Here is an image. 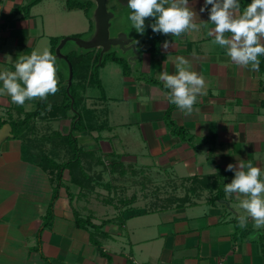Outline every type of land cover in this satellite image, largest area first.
Here are the masks:
<instances>
[{
  "label": "crops",
  "instance_id": "obj_1",
  "mask_svg": "<svg viewBox=\"0 0 264 264\" xmlns=\"http://www.w3.org/2000/svg\"><path fill=\"white\" fill-rule=\"evenodd\" d=\"M35 1L0 0V71H14L21 55L45 48L53 53V38L93 30L76 25L74 10L58 13L56 0ZM188 5L197 14L198 31L162 34L157 52L141 51L137 73L125 74L122 64L108 60L99 69L100 95L88 91L92 83L79 88L77 111L84 128L74 136L80 165L64 170L53 215L48 210L58 171L46 168L42 156L57 163L74 158L68 134L77 111L39 115L21 136L0 143V264H264V227L255 228L249 218L241 229L237 217L246 215L239 207L244 197L224 192L234 178L225 171L230 163L250 160L264 180V72L261 66L258 72L241 68L212 43L207 31L214 25L207 11L200 12L204 0H188ZM165 40H173L174 48L164 51ZM177 56L187 58L205 79V94L197 97L191 115L168 102L169 90L158 79L164 70L175 73ZM56 64L59 91L48 100L52 112L66 100L68 66L58 58ZM39 100L17 105L0 93V120L24 119ZM105 156L119 163L114 177L160 171L190 186L178 204L149 210L146 195L133 201L143 191L121 185L114 192L133 194L131 202L112 216L100 215L109 208L96 197L106 178L97 162ZM77 214L101 226L100 246L92 226L77 225Z\"/></svg>",
  "mask_w": 264,
  "mask_h": 264
},
{
  "label": "clouds",
  "instance_id": "obj_2",
  "mask_svg": "<svg viewBox=\"0 0 264 264\" xmlns=\"http://www.w3.org/2000/svg\"><path fill=\"white\" fill-rule=\"evenodd\" d=\"M127 7L131 10L128 20L132 28L141 35L145 32L148 18L154 19L150 25L152 32L165 36L180 37L189 31L199 30L195 23L197 14L189 7L188 0H128ZM205 11L209 15L208 23L214 25L207 31L209 37H214L212 43L224 49L236 65L258 72L259 57L264 56V44L260 42L264 37V0H251L243 11L240 0H204L200 12ZM226 33L230 35L226 36ZM162 48L164 51L174 48V41L165 40ZM174 65V74L164 70L158 74V79L169 90L166 93L168 102L185 115H191L197 97L205 94V79L192 70L190 61L184 56L175 57ZM57 71L56 57L48 48L21 55L14 71H0V82L3 83L0 93L6 92L12 103L17 105L37 98L46 100L59 91ZM225 171L234 172V178L225 184L224 192L244 197L239 207L246 215L237 217L238 226L245 229L251 218L255 228L264 227L261 169L249 160L246 164L243 161L238 165L230 163Z\"/></svg>",
  "mask_w": 264,
  "mask_h": 264
},
{
  "label": "trees",
  "instance_id": "obj_3",
  "mask_svg": "<svg viewBox=\"0 0 264 264\" xmlns=\"http://www.w3.org/2000/svg\"><path fill=\"white\" fill-rule=\"evenodd\" d=\"M37 1V0H36ZM35 1V2H36ZM67 2V9L69 10H76V9H82L85 10L86 14L88 16H91V11L93 10V7L95 6L94 0H87V1H76V0H66ZM251 0H240L241 8L242 10L247 6V4H250ZM32 5L29 4L27 8ZM93 21V20H92ZM154 22L153 18H148L145 21L146 24V29L143 34V36H140L137 42L138 49L140 51H149L152 53H155L159 50L160 47V42H161V36L162 34H157L153 33L151 30L150 25ZM93 26V25H92ZM93 29V27H92ZM78 36V35H77ZM61 40V37H56L52 39L53 42V53L56 50L57 45L59 44ZM52 53V54H53ZM69 59L73 63L74 67V79H73V84L70 88V94L68 93L67 90V85L64 86L65 89V95H66V100L61 106H56L53 110L49 108L48 100L51 95L47 97L46 100H39L38 107L35 111L31 112L30 114L26 115L24 119L20 120H10V123L13 127V136L14 137H19L22 135L24 132L25 128H30L31 127V121L42 114L48 113V116H60V117H65L67 115V112L73 107L76 111L78 109V104L82 100V97H79V88H85L88 83L96 84L99 87H101V80L99 77V69L101 65H104L108 60H114L120 64L123 65L125 74H129L131 71V66L127 61L126 57L119 56L116 52L109 53L105 55L104 60L101 65H98L99 57H100V49H94V50H89V51H72L67 54ZM260 66L262 71L264 72V56H260ZM78 80L75 82L74 80ZM151 82H156L155 79L150 78L149 79ZM72 97L74 98V103L72 104ZM170 111H168L169 113ZM167 113V114H168ZM73 125L70 134H68V139L72 141L74 144V151L75 155L72 160H69L67 162L63 163H57L54 160H52L49 156H46L43 154L42 156V163L43 165L48 168V167H54L58 171V185L55 189L53 198L50 202V207L48 210L49 215H53V208L55 201L57 200L59 196V188L61 186L62 182V176L64 170L70 166V164H75V165H80V157H79V148L77 146V139L74 136L75 132L78 130H81L84 128L83 122H84V117L83 114L80 111H77L75 113L74 118H73ZM8 120L2 121L0 120V125H4L7 123ZM91 217L88 218H83L80 215H76V222L79 227L82 228H88L89 226H92L96 230L91 231V234L93 235V241L97 245H101V242L97 240L96 236L99 233V230L101 226L96 225L92 222ZM89 229V228H88ZM104 233V232H102Z\"/></svg>",
  "mask_w": 264,
  "mask_h": 264
},
{
  "label": "rangeland",
  "instance_id": "obj_4",
  "mask_svg": "<svg viewBox=\"0 0 264 264\" xmlns=\"http://www.w3.org/2000/svg\"><path fill=\"white\" fill-rule=\"evenodd\" d=\"M58 2L57 7L58 13H66L67 10V2L66 0H56ZM78 1V0H76ZM79 1H87V0H79ZM66 11V12H65ZM75 13H70L73 15V20L75 21L78 17L79 21L76 22V25L82 26L86 28L87 25H93V19L92 16H88L85 12V10H80L76 9L74 10ZM91 11V15H92ZM131 10L129 9L126 10V17L127 20L125 21V25L129 28L131 26V22L128 20V16L130 15ZM68 15V14H67ZM129 22V23H128ZM62 23V20L59 21V24ZM94 26V25H93ZM88 27V26H87ZM132 27V26H131ZM134 30L136 35L143 36L135 31V29L130 28ZM90 33H80L78 36L81 37H87L89 36ZM72 35V34H69ZM77 35V34H73ZM68 36V34L64 35ZM63 37H61L62 39ZM71 48H75L78 51H83L82 48H79L74 42L70 41L67 43V45L64 48V52L70 50ZM75 82L77 81L76 79L74 80ZM89 86V85H88ZM87 86V87H88ZM83 91V90H82ZM88 91L90 93H96V95H100V92L102 91L99 89V87L95 84H91L88 87ZM111 91V90H110ZM80 92V91H79ZM103 92V91H102ZM117 149V148H116ZM99 162V163H98ZM97 165H99V171L101 174H104L106 178H104V183L101 181V185H104L103 190L101 193L96 195L100 199L101 203H105L109 208H103L99 214L103 215L106 214L108 216H112L114 213L116 214L119 211V208L123 206L124 202H129L131 198L134 196L133 194H125V192H122L121 194L115 193L114 190L116 191L120 186H125L126 189L131 188L133 189H138V191H143L144 193H137L133 197V201L137 199V197L141 196L145 198V195L147 198H149V210H156L160 207L167 206V205H173V204H178L179 199L184 196L186 190H188L187 186H190L189 184H182L181 182L179 183L178 181L175 180V177L171 175H166V174H161L160 171H158L154 174H117V177H114V169L115 166L119 165V163H115V159L113 158H108L105 156L104 159L101 161H98ZM113 180H116L117 182L115 183ZM122 180L123 183H120ZM115 184V185H114ZM117 187V188H114ZM128 187V188H127ZM125 190V189H124ZM132 192V191H131ZM100 195V196H99ZM223 198H220V200ZM131 202V201H130ZM175 202V203H174ZM116 209V211H114ZM91 217V216H89ZM92 218V217H91ZM96 230L95 228H93ZM100 231V230H99ZM149 264V263H147Z\"/></svg>",
  "mask_w": 264,
  "mask_h": 264
},
{
  "label": "water",
  "instance_id": "obj_5",
  "mask_svg": "<svg viewBox=\"0 0 264 264\" xmlns=\"http://www.w3.org/2000/svg\"><path fill=\"white\" fill-rule=\"evenodd\" d=\"M92 19L93 30L89 36L81 37L77 35H68L63 37L56 47L54 56L59 60L64 61L68 66V76L65 80L68 93L74 79V67L68 55L64 52V48L68 42H74L83 51L100 49V57L98 65H101L105 55L116 52L119 56L126 57L133 72L137 73L136 67L141 58V51L138 49L139 37L134 30L127 25L125 15L128 0H94ZM129 23V22H128ZM74 98L72 97V104ZM11 123H6L0 126V143L8 136L12 135ZM224 202L228 201L222 199Z\"/></svg>",
  "mask_w": 264,
  "mask_h": 264
},
{
  "label": "built area",
  "instance_id": "obj_6",
  "mask_svg": "<svg viewBox=\"0 0 264 264\" xmlns=\"http://www.w3.org/2000/svg\"><path fill=\"white\" fill-rule=\"evenodd\" d=\"M137 264H142V263H137Z\"/></svg>",
  "mask_w": 264,
  "mask_h": 264
}]
</instances>
